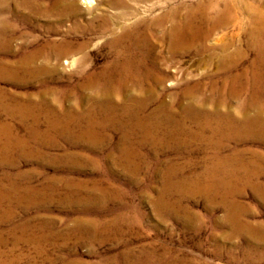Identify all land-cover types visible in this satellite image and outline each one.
Instances as JSON below:
<instances>
[{"label": "rangeland", "instance_id": "374dc122", "mask_svg": "<svg viewBox=\"0 0 264 264\" xmlns=\"http://www.w3.org/2000/svg\"><path fill=\"white\" fill-rule=\"evenodd\" d=\"M36 1L49 5L54 0ZM126 1L127 4L131 2ZM166 1L168 7L164 10L180 4L191 7L209 2V0ZM235 1L240 9L237 8L234 15H237L238 25L242 27L231 21L213 32L212 41L207 43V47L218 52L217 58L209 65L205 61L208 54L195 56L193 52H187L177 53L171 57L165 45L156 46L157 44L151 40V45L154 44L153 48H156H154L156 55L164 62L167 59L166 65L170 64L167 68L165 63L160 62L158 68L163 75H168L162 85L165 92L180 90L183 87L182 82L186 79L190 82L208 83L212 80L220 82L221 74L216 70V66L218 55L226 45L231 53L237 49L245 52L246 57L241 59L239 70L249 65V61L254 58V51L247 47L250 17L243 7L248 3L264 11V0L247 2L234 0V3ZM14 2L15 0H7L9 11L0 15V19L2 17L6 19L14 29L12 31L14 40L9 47L11 51L17 54L20 48L27 49L48 39L61 40L68 35L73 41H90L87 49L90 59L81 67L78 64L68 67L61 62L52 75H43L39 79L22 76L16 82L5 79L0 82V88L13 96H30L34 100L43 98L53 105H58V101L66 109L79 108L80 101L85 105L86 101L83 102L82 98L90 92L80 90L75 93L70 90L77 88L86 74L99 73L113 57L106 46L109 38L98 32V27L102 23L98 17H113L117 12L129 11L128 7L132 5H127V9L121 7L113 9L110 6L111 0H92V6L88 7L82 0H77L78 12L63 23L53 22L54 18L43 20L29 17L25 24L22 21V17H25L24 11L18 9L19 13L10 12L15 8ZM212 2H219V7H222L221 0ZM95 3L101 10L94 11ZM143 6L145 7L144 3L139 7L140 11L144 10ZM156 11L145 12L146 19L152 20L153 16L157 15ZM181 13L183 14L184 10ZM234 15L231 13V17L234 18ZM93 17H96L94 26L97 28L87 32L85 28L90 22H94ZM153 32L158 33L156 29H153ZM80 54L82 53L72 56L79 59L82 57ZM11 58L12 56L7 53H0V59L4 61ZM44 90L46 92L37 97ZM157 91L160 92L159 89ZM63 92L68 93V96L61 99L59 93ZM235 106L239 108L241 104H235L234 108ZM0 117V122L9 121L2 114ZM11 123L15 124L21 137H26L27 129L20 127L17 122ZM119 138L120 135L113 134L112 142L102 146L100 151L93 150L84 143L67 145L61 142L53 150H44L42 159L19 161L18 170L4 169L0 166V178L4 171L20 173L21 178L15 182L19 187L29 186L47 190L33 198L25 197L22 195L23 192H17V195L10 197V201L3 199L0 202V264H105L110 258L123 256L127 252L133 257L130 255L126 259L121 256L115 264H127L125 262L130 258L145 259L150 256L155 260H162V264H264V229L260 227L264 224V194L250 188H243L240 193L233 195L226 194L231 188L230 184L224 181L225 173L215 174L217 177L209 175L213 168L205 159V156L211 153L209 149L198 150L192 147L189 150H168L147 145L138 151L134 150L136 158L131 163L122 165L118 163V152L115 149ZM236 149L248 151L249 154L246 153L244 159H250L253 154L264 156V139L259 136L247 137L241 143H229L226 152ZM54 157L56 159L51 160ZM68 158H75L83 163L69 162ZM94 160H97V163ZM22 174L25 177H22ZM259 181L264 187V177ZM6 184L7 182H3V185ZM49 188L51 190H48ZM174 198L176 199L173 203ZM223 198L227 200L224 201ZM230 206L233 212L236 211V220L229 218ZM239 224L253 228V233L246 229L241 230ZM237 225L240 230H237ZM77 229H81L84 236L77 231L75 234L74 231ZM88 230H95V235L91 237L89 234L90 238Z\"/></svg>", "mask_w": 264, "mask_h": 264}, {"label": "bare ground", "instance_id": "6f19581e", "mask_svg": "<svg viewBox=\"0 0 264 264\" xmlns=\"http://www.w3.org/2000/svg\"><path fill=\"white\" fill-rule=\"evenodd\" d=\"M82 1L88 7L93 4L92 0ZM128 1H131L132 5L128 7L129 11L123 10L124 13H120L121 11L115 13V11V14H112L113 17H98V20L102 22L98 32L109 38L106 46L113 57L99 73L86 74L83 78L81 77L82 83L70 90L75 93L80 90L90 92L82 98L83 102L86 101L85 105H82L80 101L79 108L66 109L58 101V105H53L52 102L43 98L34 100L30 96H13L0 88V115H4L10 121L4 122L2 119L3 122H0V166L4 169L18 170L19 161L28 162L31 158L42 159L44 150H53L61 142L67 145L84 143L91 149L100 151L102 146L112 142L113 134H118L120 138L115 149L118 152V163L122 165L131 163L136 158L133 154L134 150L138 151L147 145L168 150H189L192 147L198 150L209 149L210 155L205 156L207 162L213 165L209 175L225 173L224 181L228 182L231 188L228 192L226 191V194L240 193L243 188H250L264 194V187L259 183L260 178L264 177V156L253 154L250 159H244L248 151L236 149L226 152L229 143L238 144L247 137L259 136L264 139V11L248 3L243 7L250 17L247 28V47L254 51V58L249 61L248 66L245 65L244 69L239 70L241 59L246 57L245 52L237 49L231 53L226 45L218 55L216 66V70L221 74L220 82L217 80L208 83L190 82L186 79L182 82L183 87L180 90L165 92L162 85L168 75H163L158 68L159 63H165L167 59L165 62L160 60L155 53V47L153 48L154 44L151 45V40L157 44L156 46L165 45L171 57L177 53L187 52H193L195 56L208 54L205 60L208 64H205L209 65L214 58H217L218 51L209 49L207 43H211L213 32L225 24L231 21L239 24L237 15H234L239 7L234 0H221V8L219 2L209 0L206 4L198 3L191 7L180 4L164 10L168 7L166 0ZM6 2L7 0H0V15L9 11ZM14 3L15 8H12L10 12L14 14L18 12V9L24 11L25 17H22L24 23L29 17L43 20L54 18L53 22L63 23L78 12L77 0H54L49 5L36 0L22 2L15 0ZM127 3L126 0H111L110 6L113 9L126 8L130 5ZM142 3L145 7L143 6L144 10L140 11L139 7H142ZM94 6V11L101 10L96 3ZM148 10H159L161 13L156 11L157 15L148 21L145 17V12L147 13ZM231 13L235 16L234 18L231 17ZM92 20L94 22H90L85 28L87 32L97 28L94 26L96 17ZM153 29H156L158 33H154ZM12 31H14L12 25L2 17L0 19V53H7L12 58L8 61L0 59V82L5 79L16 82L20 80V76L39 79L43 75H52L61 62L68 67H73L75 64L81 67L87 59H90L87 53L90 41H73L68 35L61 40L48 39L42 44L32 45L27 49L20 48L15 54L9 48L11 41L14 40ZM78 53H82L79 59L72 56ZM169 65V63L166 65L167 68ZM45 92V90L40 92L37 97ZM67 96L68 93H59L61 99ZM237 103L241 106L234 108ZM11 122H17L20 127L27 129L26 137H21L17 127ZM55 159V157L51 158V160ZM68 159L69 162L83 163L75 158ZM223 168L225 170H221ZM205 172L208 173L206 170ZM1 177L0 202L3 199L10 201V197L17 192H23L22 195L24 194L25 197L33 198L47 191L29 186H20V189L15 183L19 180L18 178H21L20 173L12 174L10 171H4ZM3 182L7 184L3 185ZM172 190L173 188L170 191ZM222 192L224 193L223 190ZM229 212V218L236 220V211L233 212L231 206ZM239 225L236 226L237 230L245 231L246 229L253 233V228L242 224L239 229ZM260 227L264 229V224ZM76 231L84 236L81 229L75 230V234ZM95 232L90 230L87 233L93 237ZM130 255L132 256L130 252H127L123 256H114L105 264H115L119 257L127 259ZM125 263L162 264V260H155L151 256L145 259L135 257L132 260L131 258L129 261L126 260Z\"/></svg>", "mask_w": 264, "mask_h": 264}]
</instances>
